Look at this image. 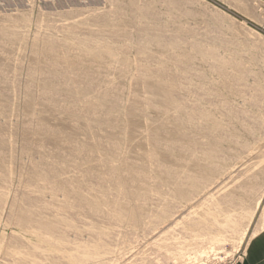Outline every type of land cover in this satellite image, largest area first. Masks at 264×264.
I'll list each match as a JSON object with an SVG mask.
<instances>
[{
  "label": "rangeland",
  "instance_id": "1",
  "mask_svg": "<svg viewBox=\"0 0 264 264\" xmlns=\"http://www.w3.org/2000/svg\"><path fill=\"white\" fill-rule=\"evenodd\" d=\"M263 229L264 0H0V264H242Z\"/></svg>",
  "mask_w": 264,
  "mask_h": 264
},
{
  "label": "crops",
  "instance_id": "2",
  "mask_svg": "<svg viewBox=\"0 0 264 264\" xmlns=\"http://www.w3.org/2000/svg\"><path fill=\"white\" fill-rule=\"evenodd\" d=\"M242 264H264V229L249 242Z\"/></svg>",
  "mask_w": 264,
  "mask_h": 264
},
{
  "label": "bare ground",
  "instance_id": "3",
  "mask_svg": "<svg viewBox=\"0 0 264 264\" xmlns=\"http://www.w3.org/2000/svg\"><path fill=\"white\" fill-rule=\"evenodd\" d=\"M92 251V250H91ZM103 264V263H102Z\"/></svg>",
  "mask_w": 264,
  "mask_h": 264
}]
</instances>
